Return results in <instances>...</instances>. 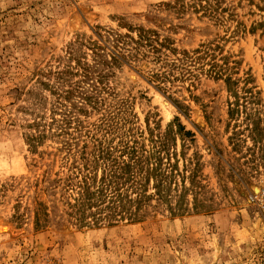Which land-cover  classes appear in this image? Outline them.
<instances>
[{
    "label": "rangeland",
    "instance_id": "obj_1",
    "mask_svg": "<svg viewBox=\"0 0 264 264\" xmlns=\"http://www.w3.org/2000/svg\"><path fill=\"white\" fill-rule=\"evenodd\" d=\"M129 26L166 38L170 59L209 46L236 84L197 70L160 82L148 58L103 66L118 136L148 147L175 116L193 136H167L169 201L137 221L81 223L52 188L62 137L32 148L29 124L51 116L58 70L93 63L88 42ZM76 100L80 146L105 109ZM0 264H264V0H0Z\"/></svg>",
    "mask_w": 264,
    "mask_h": 264
},
{
    "label": "trees",
    "instance_id": "obj_2",
    "mask_svg": "<svg viewBox=\"0 0 264 264\" xmlns=\"http://www.w3.org/2000/svg\"><path fill=\"white\" fill-rule=\"evenodd\" d=\"M88 46L93 54V63L77 55L74 65H67L55 73L60 83V87L54 89L56 106L49 119L43 114L34 117L29 125L34 126L37 132L30 134L28 140L35 148L48 132L52 136L62 137L60 148L65 153L61 157V170L56 172L57 178L53 179L52 188L59 185L65 197L63 203L77 221L87 224L137 221L144 216L143 210L152 204V199L169 201L170 185L166 178L170 177L171 168L168 170L163 166V155L165 161L169 159L168 134H174L172 138L176 134L182 138L192 137L193 132L185 129L175 116L167 124L168 129L164 134L149 138L148 147L142 142L138 143V139L123 137V133L118 136L123 125L121 107L116 105L112 108L110 100L107 102L113 95L114 87L108 83L111 74L103 66L109 69L130 63L131 60L148 58L158 64L156 70L153 67L152 76L160 82L176 77L177 72L182 77L195 78L198 72H204L223 78L227 83L236 84V81L223 73L224 68L214 60L207 45L192 51L181 50L178 52L180 55L168 58L166 49H176L153 29L129 26L124 34L113 32L101 42L99 39L89 41ZM76 98L91 108L105 109L96 126L100 135L86 130L82 134L84 142L80 146L81 120L74 115L73 110L86 109L77 103ZM237 110V107H233L229 112ZM249 128L255 141L253 131L261 133L262 128L253 121ZM115 136L118 137L114 142ZM86 138L91 140V146H88ZM162 150L165 151L162 153ZM167 164L171 165L169 162Z\"/></svg>",
    "mask_w": 264,
    "mask_h": 264
}]
</instances>
